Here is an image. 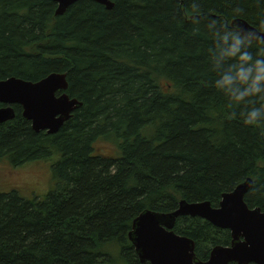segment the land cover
Returning a JSON list of instances; mask_svg holds the SVG:
<instances>
[{"label": "trees", "instance_id": "16d2710c", "mask_svg": "<svg viewBox=\"0 0 264 264\" xmlns=\"http://www.w3.org/2000/svg\"><path fill=\"white\" fill-rule=\"evenodd\" d=\"M112 2L78 0L57 15L53 0H0V80L65 73L82 103L54 134L35 132L19 105L0 124V160L60 155L43 199L0 192V264H141L128 239L141 212L167 213L180 200L215 207L247 178L245 203L264 212V127L225 110L207 72L209 42L192 33L191 0ZM201 6L257 29L264 10L259 0ZM173 230L194 241L200 261L231 242L199 217H179Z\"/></svg>", "mask_w": 264, "mask_h": 264}, {"label": "water", "instance_id": "95a60500", "mask_svg": "<svg viewBox=\"0 0 264 264\" xmlns=\"http://www.w3.org/2000/svg\"><path fill=\"white\" fill-rule=\"evenodd\" d=\"M57 4L56 14L62 15L78 0H53ZM113 7L112 0H91ZM239 23L255 28L247 21L234 18L230 25ZM68 81L65 73H49L38 81H27L16 77L0 80V124L15 118L13 105H19L22 116L35 132L56 133L82 105L67 93ZM252 185L247 178L232 191L225 192L217 206L209 201L188 202L180 200L175 210L159 213L151 210L141 212L132 222L128 239L140 263L149 264H264V212L249 208L244 201ZM199 217L212 225L228 229L229 245L214 246L206 261L196 258L194 241L178 235L173 228L177 218Z\"/></svg>", "mask_w": 264, "mask_h": 264}, {"label": "clouds", "instance_id": "9594fccd", "mask_svg": "<svg viewBox=\"0 0 264 264\" xmlns=\"http://www.w3.org/2000/svg\"><path fill=\"white\" fill-rule=\"evenodd\" d=\"M201 4L202 0H191L188 19L193 35L209 42L204 55L214 90L223 97L228 115L246 127H264V10L257 29L213 19ZM233 12L240 15L243 10Z\"/></svg>", "mask_w": 264, "mask_h": 264}, {"label": "rangeland", "instance_id": "374dc122", "mask_svg": "<svg viewBox=\"0 0 264 264\" xmlns=\"http://www.w3.org/2000/svg\"><path fill=\"white\" fill-rule=\"evenodd\" d=\"M97 145L106 154L114 151L113 145L107 142L99 141ZM59 157V153L57 156L54 153L48 160L29 161L15 167L7 159H1L0 192L18 190L26 199H43L54 187L52 165Z\"/></svg>", "mask_w": 264, "mask_h": 264}, {"label": "bare ground", "instance_id": "6f19581e", "mask_svg": "<svg viewBox=\"0 0 264 264\" xmlns=\"http://www.w3.org/2000/svg\"><path fill=\"white\" fill-rule=\"evenodd\" d=\"M78 100V99H77ZM14 106V105H13ZM156 212V211H155ZM159 213H164V212H159ZM167 213H169V212H167Z\"/></svg>", "mask_w": 264, "mask_h": 264}, {"label": "flooded vegetation", "instance_id": "af4514ba", "mask_svg": "<svg viewBox=\"0 0 264 264\" xmlns=\"http://www.w3.org/2000/svg\"><path fill=\"white\" fill-rule=\"evenodd\" d=\"M142 264V263H141Z\"/></svg>", "mask_w": 264, "mask_h": 264}]
</instances>
